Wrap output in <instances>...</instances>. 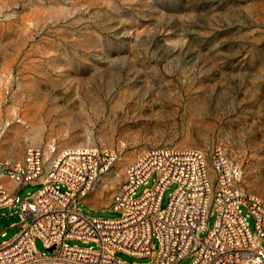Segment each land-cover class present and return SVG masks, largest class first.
<instances>
[{
	"label": "rangeland",
	"instance_id": "374dc122",
	"mask_svg": "<svg viewBox=\"0 0 264 264\" xmlns=\"http://www.w3.org/2000/svg\"><path fill=\"white\" fill-rule=\"evenodd\" d=\"M73 145L115 156L81 199L85 214L119 216L127 168L159 146L201 150L213 176L221 152L236 186L264 199V0H0V160L38 147L49 162ZM21 223L0 208V244Z\"/></svg>",
	"mask_w": 264,
	"mask_h": 264
},
{
	"label": "built area",
	"instance_id": "2783aa9c",
	"mask_svg": "<svg viewBox=\"0 0 264 264\" xmlns=\"http://www.w3.org/2000/svg\"><path fill=\"white\" fill-rule=\"evenodd\" d=\"M114 160L107 150L82 145L62 149L49 162L38 147L28 148L22 161L0 160V208L16 209L22 218L21 231L0 244V264H176L186 257L189 264H264V199L236 186L221 152L213 176L199 149H147L129 165L113 196L110 210L119 216L83 213L81 199ZM153 176L154 185L137 195ZM172 183L176 188L162 209ZM28 184L41 187L21 199ZM37 238L47 252L39 250ZM119 253L148 260L128 262Z\"/></svg>",
	"mask_w": 264,
	"mask_h": 264
},
{
	"label": "crops",
	"instance_id": "0c3cea01",
	"mask_svg": "<svg viewBox=\"0 0 264 264\" xmlns=\"http://www.w3.org/2000/svg\"><path fill=\"white\" fill-rule=\"evenodd\" d=\"M5 179V176H3V181H4V183L10 188V189H12V187H14V184H12V181H10L9 183H8V181H6V180H4Z\"/></svg>",
	"mask_w": 264,
	"mask_h": 264
}]
</instances>
